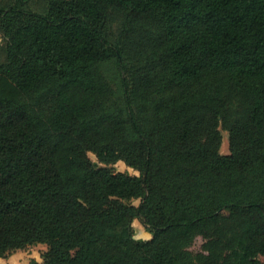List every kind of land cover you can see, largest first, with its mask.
I'll return each mask as SVG.
<instances>
[{"label": "trees", "instance_id": "obj_1", "mask_svg": "<svg viewBox=\"0 0 264 264\" xmlns=\"http://www.w3.org/2000/svg\"><path fill=\"white\" fill-rule=\"evenodd\" d=\"M29 1L0 6V258L264 264V0Z\"/></svg>", "mask_w": 264, "mask_h": 264}, {"label": "rangeland", "instance_id": "obj_2", "mask_svg": "<svg viewBox=\"0 0 264 264\" xmlns=\"http://www.w3.org/2000/svg\"><path fill=\"white\" fill-rule=\"evenodd\" d=\"M14 0H0V6H9L12 4ZM49 0H30L29 6L38 12H45L48 7ZM127 8L125 7H112L109 9L106 18H105V34L106 36L116 42L119 38V33L122 28L125 15L127 12ZM4 41L2 39V33L0 30V44H3ZM161 52L156 51L152 52L148 55V58L151 60H156L160 56ZM3 57L0 54V59ZM97 70L101 72L107 82L114 88L116 92V97L119 102H121L123 97L122 86H121V77L118 70V67L115 63V59H111L106 62H102L98 67ZM222 134V143L220 147V152L224 155L229 154V131L220 128ZM89 156L92 160L97 161L96 156L90 152ZM101 165V164H100ZM117 171L122 172H129L131 174L138 175L139 172L134 170L131 167H128L123 161H119L112 165ZM135 205L139 204V200H135L133 202ZM135 229V236L139 238H149L151 235L145 230L143 225L139 221H135L133 223ZM47 251V245L43 243L31 245L25 249H20L15 251L13 254L6 258H0V264H29L32 259H36L42 261L43 254Z\"/></svg>", "mask_w": 264, "mask_h": 264}, {"label": "crops", "instance_id": "obj_3", "mask_svg": "<svg viewBox=\"0 0 264 264\" xmlns=\"http://www.w3.org/2000/svg\"><path fill=\"white\" fill-rule=\"evenodd\" d=\"M135 221H138V220H137V219H135L133 223H135Z\"/></svg>", "mask_w": 264, "mask_h": 264}]
</instances>
